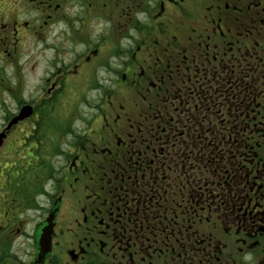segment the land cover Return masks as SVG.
<instances>
[{"label": "flooded vegetation", "instance_id": "af4514ba", "mask_svg": "<svg viewBox=\"0 0 264 264\" xmlns=\"http://www.w3.org/2000/svg\"><path fill=\"white\" fill-rule=\"evenodd\" d=\"M18 48L0 264H264V0H0Z\"/></svg>", "mask_w": 264, "mask_h": 264}, {"label": "rangeland", "instance_id": "374dc122", "mask_svg": "<svg viewBox=\"0 0 264 264\" xmlns=\"http://www.w3.org/2000/svg\"><path fill=\"white\" fill-rule=\"evenodd\" d=\"M6 2H9L10 0H5ZM18 51L19 48L17 49V52L14 54L13 56V61L12 63H9L8 60L5 61V63H3L0 60V69H3L5 72H7V75H11L13 70L16 69V65H17V56H18ZM7 104L9 105V102H7ZM69 105L67 106V110L66 111H62L63 114H65L66 112L68 113L66 118L68 119L69 117H71V115L74 112V106H72V108L69 109ZM4 111V108H1L0 106V115H2L1 113Z\"/></svg>", "mask_w": 264, "mask_h": 264}, {"label": "water", "instance_id": "95a60500", "mask_svg": "<svg viewBox=\"0 0 264 264\" xmlns=\"http://www.w3.org/2000/svg\"><path fill=\"white\" fill-rule=\"evenodd\" d=\"M29 112H30L29 109H27V108H23V109L21 110L20 114L16 117L15 121H16L17 119L22 118L23 116H25V115L28 114ZM0 143H1V140H0Z\"/></svg>", "mask_w": 264, "mask_h": 264}]
</instances>
